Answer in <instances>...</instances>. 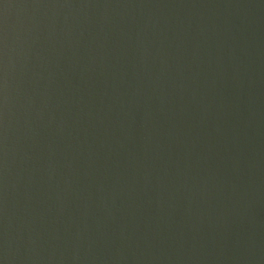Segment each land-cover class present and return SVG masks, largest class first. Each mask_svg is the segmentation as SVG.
Segmentation results:
<instances>
[{
    "label": "water",
    "instance_id": "water-1",
    "mask_svg": "<svg viewBox=\"0 0 264 264\" xmlns=\"http://www.w3.org/2000/svg\"><path fill=\"white\" fill-rule=\"evenodd\" d=\"M0 264H264V0H0Z\"/></svg>",
    "mask_w": 264,
    "mask_h": 264
}]
</instances>
